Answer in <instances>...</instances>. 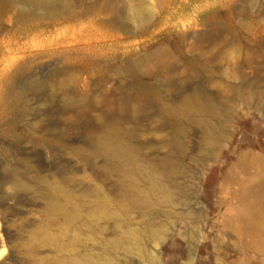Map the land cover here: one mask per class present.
I'll use <instances>...</instances> for the list:
<instances>
[{
	"label": "rangeland",
	"instance_id": "374dc122",
	"mask_svg": "<svg viewBox=\"0 0 264 264\" xmlns=\"http://www.w3.org/2000/svg\"><path fill=\"white\" fill-rule=\"evenodd\" d=\"M145 7L1 19L0 264H264V0ZM115 124L165 177L93 153Z\"/></svg>",
	"mask_w": 264,
	"mask_h": 264
},
{
	"label": "bare ground",
	"instance_id": "6f19581e",
	"mask_svg": "<svg viewBox=\"0 0 264 264\" xmlns=\"http://www.w3.org/2000/svg\"><path fill=\"white\" fill-rule=\"evenodd\" d=\"M18 4L39 6L44 10V13L42 14H36L33 12H28L26 14L36 20V25L42 21L45 22L47 16L66 19L78 17L80 15L93 14L94 18L100 16V18H103V16L111 17V19L108 20L110 23L109 27L111 28H113V24L116 23H113V16H115L125 20L128 25L136 26L134 29L135 31H142L144 29V22L152 14V9L145 7V0H0V21ZM20 13L23 14L21 11ZM77 77V75L68 71L67 73L65 72L62 79L72 80ZM120 130V126L115 124L105 134L95 136L93 140V153L104 154L113 161L112 163H117L126 171L130 169L131 163L135 165L140 163L139 168L136 166L132 168L133 171L140 176H144V174L148 173L152 174L154 177V173L158 172L165 177L170 166L165 159L154 164L152 162H130L133 156L126 142L121 138L120 135L122 131ZM110 134H113V136ZM152 191L154 190L152 189ZM139 193L142 194L143 192ZM65 215L71 220L85 219L88 220L87 222L90 224H92L93 221V215L87 212L86 207H79L78 209L72 207L67 210ZM92 225L94 226L95 224ZM95 229L96 227H92L91 231Z\"/></svg>",
	"mask_w": 264,
	"mask_h": 264
}]
</instances>
